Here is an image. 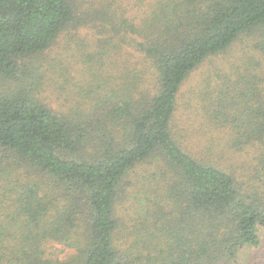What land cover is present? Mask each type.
<instances>
[{"label":"trees","instance_id":"16d2710c","mask_svg":"<svg viewBox=\"0 0 264 264\" xmlns=\"http://www.w3.org/2000/svg\"><path fill=\"white\" fill-rule=\"evenodd\" d=\"M149 8L137 23L109 2L0 0V264H234L259 246L264 188L240 186L214 155L192 154L174 123L191 74L245 46L249 59L242 51L236 69L227 61L229 72L219 71L217 102L236 106L226 113L228 148L254 151L264 183V0H157ZM96 22L97 35L106 26L117 34L121 72L97 73L103 58L89 55V106L48 107L34 95L43 54L62 32ZM138 184L142 220L127 231L116 207ZM50 243L72 253L48 258Z\"/></svg>","mask_w":264,"mask_h":264},{"label":"rangeland","instance_id":"374dc122","mask_svg":"<svg viewBox=\"0 0 264 264\" xmlns=\"http://www.w3.org/2000/svg\"><path fill=\"white\" fill-rule=\"evenodd\" d=\"M79 1L82 2L83 8L87 2L92 3L94 8H98L102 2H109L113 11L116 8L119 9L120 12L116 13L117 16L135 18L136 22L138 20L140 22L142 18L148 16L151 3L157 0ZM95 25L96 29H93V25H91L88 28L75 31L72 36L68 31L62 32L51 49L43 54L44 69L40 82H37L34 95L48 107L64 112L82 102H85V106L82 108L86 109L89 106L88 103L92 102V97H88L87 78L90 79V74L89 71H86L87 67L83 63L89 55L99 63V59L103 58V68L97 73L105 76L114 75L116 78L121 72L123 65H120L118 52L113 50V44L116 45L118 42L117 34L106 26V29H103V34L99 36L96 34V30L100 29V22H96ZM118 34H124V32ZM114 35L116 37L112 39L111 37ZM104 39L108 42H104ZM244 47L243 45L236 47L239 52L235 55L226 54L207 60L191 74L179 94L178 107L181 111V118L174 123V127L183 146L191 149L192 154L203 159L214 155V159L223 160L220 162L221 166L235 176L240 186H253L255 190L261 191L264 188V183L263 179H260L254 151L249 148H244L243 151L228 148L230 145L227 140L231 136L232 124L226 123L227 116L234 113L236 106L230 104L225 109L223 103L217 102L219 71L223 74L229 72L225 67L227 61L234 62L232 69H236L240 62L238 57L242 51L247 53L243 60L249 59L252 54ZM99 50L106 51V55L104 56L103 52L98 55ZM87 64L92 68L88 60ZM47 65H50L49 69H47ZM95 69L94 67L93 70L95 71ZM146 77L147 82H144V86L151 90L154 87V75L147 73ZM205 147L212 148V152L218 154L207 153ZM146 173L147 171L140 172V175ZM129 179L138 181L135 176ZM138 186L130 187L126 192L127 196L124 194L120 204L116 207V217L124 229L127 228V231L133 230L137 222L140 225L139 219L142 220L136 211L139 199L138 190L140 191V185L138 184ZM258 235L259 246L244 248L234 264H264V228ZM71 253L70 249L58 243H50L45 247V256L48 258L64 260Z\"/></svg>","mask_w":264,"mask_h":264}]
</instances>
